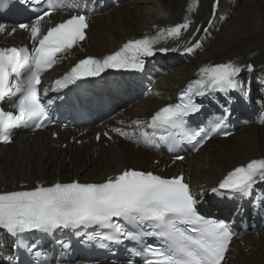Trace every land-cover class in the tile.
Returning a JSON list of instances; mask_svg holds the SVG:
<instances>
[{"label": "snow or ice", "instance_id": "6c2138e0", "mask_svg": "<svg viewBox=\"0 0 264 264\" xmlns=\"http://www.w3.org/2000/svg\"><path fill=\"white\" fill-rule=\"evenodd\" d=\"M218 2L215 0L213 14ZM46 3L47 9L33 21L21 23L9 31L11 35L18 27L29 32L31 46L0 47V104L12 101L18 113L0 107V138L4 142H10L11 130L15 128L40 129L52 121L48 106L54 100L44 101L49 91L59 92L78 80L100 76L107 69H142V57H150L156 51H175L163 46V42L169 38L178 39L182 30L187 31L192 23L186 15L184 22L157 27L155 32L142 38H131L111 54L80 59L69 72L53 82L52 88L42 89V75L59 62L61 54L68 53L86 39L85 30L89 27L87 15L79 11H73L60 22L49 21L45 27L42 22L46 17L68 7L66 0H46ZM188 11H193L192 5ZM6 31L8 26L0 23V34ZM192 50V47L186 49ZM245 67L251 70L252 66ZM241 71L239 63L231 60L205 65L199 69L198 78L181 92L178 102L161 107L150 121L133 123L137 126L143 123L153 129L151 133L141 132L146 142L156 136L157 130L170 135V130H176L198 149L221 131L226 115L210 121L205 127L191 129L188 117L202 107L195 97L236 90L247 98L248 89L237 79ZM260 122H264V114ZM115 131L124 135L121 129ZM223 135L231 133L225 131ZM159 139L167 137L161 135ZM258 182H264V158L234 167L217 187L211 188V192L247 195ZM202 196V192L192 190L183 174L164 177L151 171L126 168L103 182L57 181L50 186L37 183L30 190L0 192V227L21 237L31 232L51 234L56 230L93 228L92 233L76 234L86 235L88 240L99 239L98 246L103 249H109L110 244L123 243V240L134 241L137 247L129 251L140 258V264H222L233 232L226 222L208 219L199 212ZM21 246L36 257L42 255L39 251L33 252L35 243L29 246L22 241ZM127 264H136V260L130 258Z\"/></svg>", "mask_w": 264, "mask_h": 264}, {"label": "bare ground", "instance_id": "6f19581e", "mask_svg": "<svg viewBox=\"0 0 264 264\" xmlns=\"http://www.w3.org/2000/svg\"><path fill=\"white\" fill-rule=\"evenodd\" d=\"M186 1L136 0L94 16L89 39L82 45L83 50L89 55L102 56L113 51L127 38L156 24L174 23L183 16ZM238 3L239 0H221V14L228 17L227 22L219 32H213V39L207 42L205 50L194 60L177 67L158 82L157 90L165 92L161 100L143 99L126 110L122 118L128 122L127 126H130V119L148 117L160 105L167 103L162 100L172 98L194 72L209 61L221 63L231 60L239 64L252 62L256 68L254 73L264 72V67H256L264 60V0H246L249 8L243 13L238 12ZM209 11L210 0H203L197 21H201ZM11 28L0 34V41L25 39L26 32L17 30L9 35ZM67 68L68 65L64 66L61 72ZM258 78L259 75L255 80ZM123 133V140L109 146H105L104 139L96 144L89 133L78 138L77 134L68 136L66 132H61L56 140L49 133H38L33 140L22 135L13 145L0 146V188H19L20 184H33L39 180L53 182L57 178L101 181L125 168L149 170L168 165L169 160L164 155L140 147L136 149L140 140L137 138L133 141L132 133L126 130ZM71 138L74 139L73 143L70 142ZM78 141L82 142L81 146ZM260 157H264V125L251 124L227 140H211L200 153L184 163H177L170 168L167 166L166 173L172 177L184 171L193 186L208 189L216 185L231 168ZM154 159H159L156 166L153 164ZM260 212L249 210L234 216L239 217L241 224L254 223ZM262 220L259 214V221ZM245 242L246 246L240 249L233 263L264 264V232L259 237L245 238ZM8 244V236L0 231V264L14 262H7L13 258V254L8 251Z\"/></svg>", "mask_w": 264, "mask_h": 264}, {"label": "rangeland", "instance_id": "374dc122", "mask_svg": "<svg viewBox=\"0 0 264 264\" xmlns=\"http://www.w3.org/2000/svg\"><path fill=\"white\" fill-rule=\"evenodd\" d=\"M246 0H239V3H238V12L239 13H243V12H246L247 9L249 8L248 5L245 3ZM111 11V10H110ZM256 67H264V60L260 61Z\"/></svg>", "mask_w": 264, "mask_h": 264}]
</instances>
